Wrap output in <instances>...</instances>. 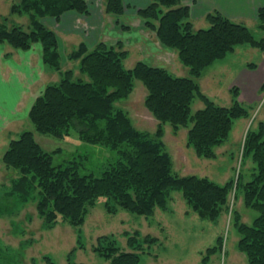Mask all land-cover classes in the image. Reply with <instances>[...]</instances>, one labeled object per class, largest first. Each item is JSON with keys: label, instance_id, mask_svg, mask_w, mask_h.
<instances>
[{"label": "trees", "instance_id": "1", "mask_svg": "<svg viewBox=\"0 0 264 264\" xmlns=\"http://www.w3.org/2000/svg\"><path fill=\"white\" fill-rule=\"evenodd\" d=\"M104 6L105 12L113 15H120L126 7L122 0H106ZM67 11L86 15L87 0H20L11 5L10 14H27L28 22L26 26L10 22L9 26L7 17L1 18L0 43L21 51L39 44L44 65L59 78L47 84L30 107L28 120L35 132L61 138L73 128L82 139L110 148L116 154L108 159L99 175L80 174L76 165L55 164L54 152H47L36 141L33 131L20 132L9 141L1 158L7 170L17 172V178L0 194V213H13L15 195L28 201L36 190L38 197L34 201L46 228L60 219L72 225L81 224L88 207L99 197L107 199L110 211V206H115L150 217L156 207L166 208L169 190L177 189L199 218H219L229 186H220L207 178L172 175L170 156L161 139L162 129L151 134L134 128L127 115L115 108V102L127 98L134 81H140L147 90L148 111L161 123L173 126L174 131L186 128L188 143L197 154L212 157L214 148L228 138L233 123L249 116L250 107L238 100L240 90L235 86L230 89L229 105L216 104L203 93L199 79L205 69L233 53L236 46L246 45L264 54V37L255 38L247 26L215 10L206 16L208 27L194 31L188 5L180 0H149L144 8L136 10L137 15L162 46L177 53L189 75L175 76L143 61L127 68L124 61L128 53L120 42H100L93 48L81 43L66 55L67 61H78L82 76H75L74 69H63L57 36L42 23L45 17L57 20ZM256 21L259 30L264 31V7L257 10ZM255 68L256 64L246 65L248 70ZM195 100L201 101L203 107L192 113ZM244 154L254 156L257 173L240 186L247 206L257 216L253 225L236 221L235 227L242 234L239 249L249 256V263L264 264V123L248 130ZM138 236H129L128 251L117 247L111 239L100 240L96 250L101 249L111 264H139L142 244L149 247L156 241L146 238L138 243ZM215 252V247L201 252L200 264H209Z\"/></svg>", "mask_w": 264, "mask_h": 264}, {"label": "rangeland", "instance_id": "2", "mask_svg": "<svg viewBox=\"0 0 264 264\" xmlns=\"http://www.w3.org/2000/svg\"><path fill=\"white\" fill-rule=\"evenodd\" d=\"M220 14L247 26L255 38L264 37V31H260L257 26L256 15L252 20H235ZM206 16L198 20L190 17L194 31L208 27ZM1 18L3 17L0 16ZM7 19V25L10 26L11 19ZM136 24L141 28L143 23L137 21ZM143 32L148 33L153 40L156 39L150 30L143 29ZM175 53L170 50L169 53L162 54L161 60L166 62V67L171 69L173 75L188 76L187 67L179 62ZM136 58L132 55V59L125 60V67H132ZM67 63L63 69L72 68L75 76H82L78 71V61ZM250 63L256 64L254 70L246 69V65ZM46 73V80L37 83L34 90L55 83L47 79L58 78L57 73L49 68ZM36 74L39 75L37 68ZM241 75L253 76L250 78L251 88L245 87L238 96L243 105L250 107L249 116L233 123L228 138L214 148L212 157L197 154L188 143L186 128L179 127L174 131L173 126L161 123L148 111L145 104L147 90L140 81H134L127 98L115 102V108L127 115L134 128L151 134L162 129L161 139L170 156L172 175L179 178H207L220 186H229L226 203L222 205L223 213L219 218L214 221L199 218L188 208L182 192L171 189L166 208L156 207L150 217L136 215L115 206H110L112 212L107 208V199L99 197L88 207L81 224L72 225L67 220L60 219L53 227L46 228L36 208L34 200L38 193L35 190L34 197L28 201L15 195L12 202L13 213H0V248H3L0 252V264H111V260L104 257L101 249L96 250L100 240L111 239L117 247L128 251L127 240L135 233L140 235L138 243L146 238H155L156 241L149 247L142 244L138 252L139 264H200L201 252L205 253L212 247L216 248V252L210 257L209 264H250L249 256L239 249L242 234L236 229L235 223L237 221L250 226L257 216V212L247 206L240 184L250 182L257 173L254 156L244 154V139L249 129H256L261 122L264 123V80H260V77L264 79V54L246 45L236 46L233 53L205 69L199 85L203 93L216 104L226 106L232 99L230 89L240 86L238 78ZM256 84L257 87L260 86L254 90ZM247 96L249 97L246 98ZM29 99L25 108L22 107V101L18 111L10 117L11 133H4L5 142L0 146V155L10 140L16 139L24 130H31L36 141L47 152H54L52 160L55 164H73L80 174L99 175L108 159L114 157L115 151L82 139L73 128L61 138L38 134L28 120L30 109L28 110L27 105L33 100ZM202 107V102L195 100L191 106L192 113ZM1 158L2 156L0 194L17 178V172L7 170Z\"/></svg>", "mask_w": 264, "mask_h": 264}, {"label": "crops", "instance_id": "3", "mask_svg": "<svg viewBox=\"0 0 264 264\" xmlns=\"http://www.w3.org/2000/svg\"><path fill=\"white\" fill-rule=\"evenodd\" d=\"M105 1L87 0L86 15L67 11L57 20L51 17L42 19L43 25L53 30L57 36L62 66L68 65L66 55L81 43L88 48H93L100 42L108 45L120 42L123 49L128 52L125 60L132 59L134 55L137 57L135 63L143 61L149 66L162 67L171 71L166 67V62L161 60V56L172 49L162 46L159 42L157 43V39L153 40L150 35H147L148 33L143 32V29L148 31L143 24L141 28L136 26L137 21L143 23L136 10L144 8L149 0H122L126 7L120 15L105 12ZM19 2L20 0H0L2 9L0 16L9 17L11 23L26 26L27 14H10L11 5ZM181 2L189 6L190 17L193 20L201 19L214 10L231 19L252 20L257 10L264 7V0H181ZM36 68L39 69L38 76ZM46 72L47 68L42 61V49L39 44L33 45L29 50L21 51L13 49L6 43H0V134L2 133L0 146L5 142L4 133H11L9 131L10 117L18 111L21 102L23 101L22 107L25 108L29 98L34 100L43 91L44 87L36 90L34 88L37 83L46 80L48 77ZM246 73L249 74V72ZM252 77L241 75L238 78L241 86H238L240 93H243L245 87L250 86ZM47 80L56 82L58 78L50 77ZM260 80L263 82L264 79L260 77ZM259 86L257 87L256 84L254 90ZM32 101L27 105L28 110Z\"/></svg>", "mask_w": 264, "mask_h": 264}]
</instances>
